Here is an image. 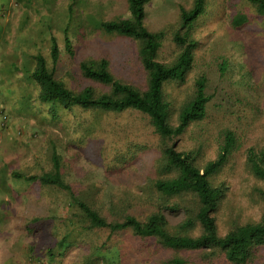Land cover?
Listing matches in <instances>:
<instances>
[{
	"label": "rangeland",
	"instance_id": "obj_1",
	"mask_svg": "<svg viewBox=\"0 0 264 264\" xmlns=\"http://www.w3.org/2000/svg\"><path fill=\"white\" fill-rule=\"evenodd\" d=\"M206 3L207 13L195 24L199 43L192 68L183 83L172 82L165 89L174 107L172 123H176L178 107L191 95L198 76L207 78L206 92L211 95L205 117L189 124L176 142L178 149L200 147L205 161L215 157L224 129L233 130L239 141L238 149L217 175L229 183L227 195L215 212L223 232L233 222L258 220L264 215V202L259 194L263 184L245 166V149L256 144L264 146V16L257 14L246 0H206ZM179 4L190 7L192 0H150L145 17L148 27L155 30L169 24L173 29ZM127 12V0H0V92L9 90L8 84L13 87L20 84L25 63H31L28 58L31 53L42 51L49 57L47 39L51 34L63 48L61 30L68 21L74 54H60L56 76L74 89L87 85L107 89L84 77L79 70L82 59L105 57L116 77L144 87L146 73L138 58V43L105 33L98 26L100 20L126 16ZM238 13L245 14L247 21L235 26L232 20ZM175 54V44L168 36L159 59L169 61ZM224 60L228 66L221 73L219 64ZM14 64L18 71L10 74ZM2 76H6L3 77L6 81ZM9 98L2 102L8 126H1L0 120V168L8 173L12 170L34 173L47 167L48 144L54 140L74 193H89L108 218L110 197H133L156 177L158 136L146 115L135 110L111 112L103 116L97 131L80 137V133L77 136L70 128L71 114L66 121L39 124L36 116L21 111L15 100ZM0 199L8 201V212L0 216V264H85L89 243L119 249L121 264H160L174 254L154 242L139 245L129 231L109 236L107 230L98 229L74 240L61 256L48 263L47 249L65 231L61 218L66 194L32 183L12 196L2 192ZM1 207L3 210L4 203ZM149 209L136 205L130 211ZM164 213L171 224L183 218L181 211L164 210ZM33 216L46 219L31 231L26 224ZM179 254L186 256L189 264H225L219 257L204 262L194 251ZM261 254L264 259V246ZM39 256L41 261L37 260Z\"/></svg>",
	"mask_w": 264,
	"mask_h": 264
},
{
	"label": "trees",
	"instance_id": "obj_2",
	"mask_svg": "<svg viewBox=\"0 0 264 264\" xmlns=\"http://www.w3.org/2000/svg\"><path fill=\"white\" fill-rule=\"evenodd\" d=\"M149 1L127 0L126 16L98 22L105 33L124 36L138 43V58L146 73L144 87L116 77L105 57H86L79 62V70L84 77L107 89L92 85L74 89L56 76L60 54H74L68 21L61 30L63 48L59 47L57 38L51 34L47 39L50 60L42 51L31 53L28 56L31 63H25L20 84L15 87L8 84L10 89L0 92V120L1 126H8V114L2 102L9 97L15 100L21 111L36 116L39 124L66 121L71 114L73 121L70 128L77 136L80 133V137L97 131L106 114L138 111L149 118L158 136L160 155L155 161L156 177L144 184L141 192L133 197H110L107 211L111 216L108 218L89 193H74L65 177L62 153L56 142L50 140L47 154L49 165L41 167L39 172L12 170L8 173L0 168V193L12 196L24 191V185L38 183L66 194L61 218L65 231L56 244L47 249L48 263H52L57 255L61 256L64 248L74 240L83 239L90 231L105 229L109 236L129 231L139 245L154 242L173 250L174 254L161 260L160 264H189V259L179 254L181 251L198 252L204 262L219 257L225 264H264L261 257L264 215L258 220L233 222L223 232L215 215L229 190V183L217 175L239 147L234 131L228 128L222 131V141L215 157L205 161H202L200 147L178 149L176 145L190 123L205 117L211 99L206 92L207 78L198 76L191 95L178 107L176 123L171 122L174 107L165 88L172 82L183 83L192 68L194 52L199 43L195 36V24L207 13L206 0H192L190 7L179 4L173 29L168 24L155 30L145 22L146 4ZM246 2L257 14L264 16V0ZM69 16H72L71 4ZM246 21L247 16L238 13L232 23L239 26ZM168 36L175 44L176 54L171 60L163 61L159 59V51ZM227 66L226 60L219 64L221 73H225ZM17 67L15 64L11 66L10 74H15ZM3 77L6 76H2V80L6 81ZM245 166L263 184L259 194L264 202L263 145H250L245 149ZM3 203L5 207L1 210ZM7 203V200L0 199V216L8 212ZM136 205L149 206L150 209L131 212L130 209ZM164 210L181 211L183 218L171 224ZM45 219L33 216L26 228L32 231L37 223ZM88 248L89 252L84 254L85 264L122 263L120 250L114 246L105 248L103 243H89ZM41 258L39 256L37 260L41 261Z\"/></svg>",
	"mask_w": 264,
	"mask_h": 264
}]
</instances>
